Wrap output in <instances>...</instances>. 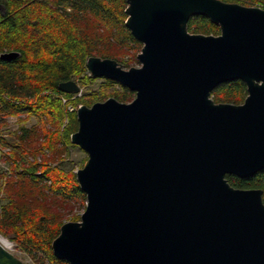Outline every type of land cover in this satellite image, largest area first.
<instances>
[{"label": "water", "instance_id": "obj_1", "mask_svg": "<svg viewBox=\"0 0 264 264\" xmlns=\"http://www.w3.org/2000/svg\"><path fill=\"white\" fill-rule=\"evenodd\" d=\"M140 66L89 56L93 77L134 91L75 110L70 142L87 154L75 171L86 205L51 242L69 264H264L260 188H235L264 168V8L222 0H126ZM204 15L220 33H191ZM18 52L5 51L9 60ZM240 79L242 103L213 89ZM64 93L79 91L72 79ZM0 264H24L0 242Z\"/></svg>", "mask_w": 264, "mask_h": 264}, {"label": "trees", "instance_id": "obj_2", "mask_svg": "<svg viewBox=\"0 0 264 264\" xmlns=\"http://www.w3.org/2000/svg\"><path fill=\"white\" fill-rule=\"evenodd\" d=\"M222 1L250 6L256 0ZM125 7L126 0H0V53H19L9 60L0 59V117L36 115L54 126L43 131L40 143V132L34 126L20 125L12 134L16 143L6 156L12 175L0 185V234L10 236L22 252L40 264H69L54 256L51 242L64 222L61 207L86 200L74 171L60 166L69 147L74 146L70 135L77 129L76 113L66 112L61 99L53 94L72 95L59 90L63 81L76 78L89 83L95 78L87 72L89 56L130 65L123 57L128 52L137 54L141 42L125 26ZM187 28L191 33H220L218 25L204 15L192 16ZM105 81L107 88H119L101 96L82 95L72 104L91 105L109 96L128 102L134 97V91L119 82ZM245 96L246 86L240 79L221 82L211 92L215 102L223 103L239 104ZM38 153L42 154L40 161L27 159ZM56 160L57 166L50 165ZM226 178L235 188H260L264 203V168L249 177L227 174ZM70 219L77 221L80 216Z\"/></svg>", "mask_w": 264, "mask_h": 264}, {"label": "rangeland", "instance_id": "obj_3", "mask_svg": "<svg viewBox=\"0 0 264 264\" xmlns=\"http://www.w3.org/2000/svg\"><path fill=\"white\" fill-rule=\"evenodd\" d=\"M260 0L253 1L252 4H249L250 6H259L262 7L264 6L263 2H258ZM142 46V43H141ZM141 49V48H140ZM140 51V50H139ZM138 51V52H139ZM137 52V53H138ZM137 54L132 56V53L128 52L124 55L123 59L130 60V65L129 66H140V62L138 61ZM129 66H124V68H128ZM88 74L90 75L89 71L87 70ZM91 76V75H90ZM93 77V76H92ZM78 85H79V91L73 93L70 96H64V95H56L53 94V96H58V98L61 99L62 103L65 106V111L70 112L72 110H76L78 107L72 104L73 101L76 99L80 98L82 95H99L101 96L103 92H108L111 88L112 89H118V85H113L111 88L106 87V81L103 77H95L92 81L89 83H82L80 80L73 78ZM48 93H51L50 91ZM64 93V92H63ZM107 98V97H106ZM243 102V101H242ZM241 102V103H242ZM42 119H39L36 115H31V116H26L25 114H20L17 116L14 115H2L0 117V174H1V179H0V185L1 181H4L6 178L10 177L11 170L9 168V161L7 160L6 156H8L7 152H9L11 145L16 143V139L12 136V134H16L18 128L20 125H24L26 127H31L34 126L39 132L40 136L38 137L39 143L43 141V131L53 129L54 126L51 125L52 123L49 122H42ZM45 121H48L45 119ZM66 123V117L63 121V125ZM74 146L69 147V154L68 156L60 162V166L65 169V170H73L74 173L75 171L82 167L83 159L84 157L87 156L86 152L83 151L79 146L73 144ZM46 154H49L48 150H44ZM41 153H38L36 157H33L29 155L27 157L28 160H33V158L37 161L41 160ZM58 161L56 160L55 162L50 163L52 166H57ZM3 193L2 191L0 192V196H2ZM86 205V200L81 201V200H75L72 202L67 203L65 206L61 207V209L64 212V222L70 221V217L72 215H81V213L84 211ZM0 238H4L8 242V247L4 246L6 249H8L10 252H12L16 257H18L24 264H40L36 262L31 256L28 254L22 252L16 245V243L10 238V236H2L0 234ZM43 264H50L47 261H45Z\"/></svg>", "mask_w": 264, "mask_h": 264}, {"label": "bare ground", "instance_id": "obj_4", "mask_svg": "<svg viewBox=\"0 0 264 264\" xmlns=\"http://www.w3.org/2000/svg\"><path fill=\"white\" fill-rule=\"evenodd\" d=\"M0 242L4 245V246H6V247H8V242H7V240L6 239H4V238H0Z\"/></svg>", "mask_w": 264, "mask_h": 264}, {"label": "flooded vegetation", "instance_id": "obj_5", "mask_svg": "<svg viewBox=\"0 0 264 264\" xmlns=\"http://www.w3.org/2000/svg\"><path fill=\"white\" fill-rule=\"evenodd\" d=\"M104 78V77H103ZM105 79V78H104Z\"/></svg>", "mask_w": 264, "mask_h": 264}]
</instances>
